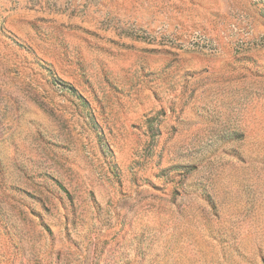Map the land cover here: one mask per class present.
<instances>
[{"label": "rangeland", "instance_id": "374dc122", "mask_svg": "<svg viewBox=\"0 0 264 264\" xmlns=\"http://www.w3.org/2000/svg\"><path fill=\"white\" fill-rule=\"evenodd\" d=\"M0 264H264V0H0Z\"/></svg>", "mask_w": 264, "mask_h": 264}]
</instances>
